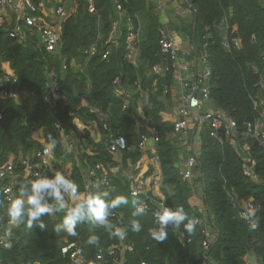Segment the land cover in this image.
Masks as SVG:
<instances>
[{"label":"trees","instance_id":"1","mask_svg":"<svg viewBox=\"0 0 264 264\" xmlns=\"http://www.w3.org/2000/svg\"><path fill=\"white\" fill-rule=\"evenodd\" d=\"M38 1L33 0L34 3ZM93 1L95 13L89 14L86 3L76 0V11L64 25L62 49L58 55L47 53L38 44L36 36L28 34L24 41L13 40L5 28H0V79L4 76L3 65L7 63L17 81L15 88L22 94L20 104L11 100L0 101L3 115L0 121V166L19 150L27 155L40 149L41 145L33 139L36 130H42L47 144L55 141L56 147L52 151L55 159L70 161L72 155L63 148L61 133L55 127L58 124L64 136H75L81 166H74L67 178L77 183L82 192V166L91 168L111 159L106 153L108 134L101 128L103 122H107L116 135L126 139L132 147L127 155L136 161L141 156L138 143L143 134L135 123L139 115L135 104L143 103L135 93L134 83L139 80L149 96L143 115L159 134L156 153L162 175L164 205L171 209L182 207L190 219L199 222L191 233H187L183 226L174 230L169 225L168 238L163 242L154 241L149 235L151 228L158 227L154 223V209L133 216L135 209L131 201L138 198L130 197L125 179L115 175L110 177V189L101 188L98 192L109 191V199L119 195L129 199L128 205L113 210L108 217L114 228L126 230L123 241L110 236L102 226L87 223L77 226L76 236L56 232L55 226L63 213L45 215L41 218L43 228L39 226L40 222H34L32 228L21 224L12 230L10 245L0 250V264H78L60 253L61 246L68 242L78 244L84 264H203V255L213 264H246L249 258L257 264H264V150L244 133V122L255 119L264 122L262 110H254L251 100L264 92V3L260 0H184L194 10L192 20L186 25H169L170 30L185 35L195 44L196 51L205 55L211 71L210 100L236 122V142L240 146L248 144L250 156L255 161L254 173L258 182L243 176L241 150L234 149L229 143L220 144L210 137L207 127L201 128L196 169L203 177L202 202L209 210L204 216L190 205L191 186L179 174L187 151L173 136L172 124L164 122L160 116L168 107L174 106L171 88L175 87V80L172 73L157 75L151 71L161 62L158 46L160 23L154 15L152 1ZM116 2L122 5L125 15L139 18L138 22L133 19L134 27L139 25L140 28L136 66L123 57L130 27L125 20L119 21L120 35L112 43L109 57L106 60L101 58L103 48L100 45L109 37L111 23L119 20ZM224 18L227 20L229 50L222 44L221 23ZM235 41H238V47ZM96 43L100 45L94 56H85L84 51ZM73 64H82L83 71L79 72ZM46 68L56 72L59 91L66 97L65 102H58L53 109L45 100ZM116 77H120L122 86L132 94L133 107L129 111L122 108L124 98L114 93L112 81ZM90 110L106 115L107 119L90 113ZM70 112H75L85 125L98 124V130L102 132L100 142L95 143L92 127L91 133L88 129L78 132L69 117ZM86 148L92 155L84 151ZM52 175L46 176L51 178ZM29 180H18L17 189ZM249 200L256 208L253 226L241 220L238 214L240 203ZM7 206L0 200V211L6 214L4 221L8 220ZM134 219L142 225L139 232L130 228ZM205 225L214 235L207 252L202 247ZM178 231L184 234V243L178 240ZM93 235L99 238L98 245L88 243ZM125 246H132V251H123ZM109 249L115 250L114 256L108 255ZM100 250L104 252L102 262L96 260Z\"/></svg>","mask_w":264,"mask_h":264},{"label":"built area","instance_id":"2","mask_svg":"<svg viewBox=\"0 0 264 264\" xmlns=\"http://www.w3.org/2000/svg\"><path fill=\"white\" fill-rule=\"evenodd\" d=\"M87 5L89 14L95 13V6L93 0H83ZM264 3V0H260ZM76 0H39L34 3L33 0H0V28H5L8 37L13 40L24 41L28 34L38 38V44L49 54L58 55L62 49V35L65 29L66 20L76 11ZM191 13L194 10L189 6ZM116 13L119 20L111 23V33L109 37L102 42V44H94L84 51L85 56L91 58L98 51V45L103 48L101 51L102 60H106L110 55V47L114 41L119 38L120 26L119 21L125 20L129 25V31L126 36V50L124 60L128 63L137 65V57L139 53L138 39H139V25H133V19L125 15L122 5L116 2ZM138 22V20H136ZM165 21L160 23L158 28L159 39V53L161 62L152 67L153 74L172 73L175 80V87L181 91L180 100H178V108L176 112V119L172 122L173 136L180 142L187 151V157L183 161L180 168L181 178L188 182L191 186L192 195L194 194L193 176L194 168H196L198 154L194 144L195 141L199 143V133L202 127H207L211 138L220 144L229 143L236 150L242 151L243 168L242 174L244 177L258 182V178L254 173L255 161L250 156V147L248 144L238 145L236 137L238 134V125L235 121L229 119L227 115L219 108H217L210 100L209 80L211 71L208 66L205 55L200 51L199 56L195 55L196 49L192 47L190 53L193 60L188 61L184 54L180 55L174 38L168 30ZM223 30L222 44L226 50H229V42L227 40V20L224 18L221 23ZM254 40V37H252ZM235 46H239L238 41H235ZM190 54V55H191ZM199 61V63H198ZM200 64L201 69L198 67ZM79 72L83 71L82 64L72 65ZM65 69V67H63ZM46 77V96L45 100L50 109L62 101H66V97L59 91V82L57 74L53 70H45ZM17 81L10 69L4 71V76L0 79V101L11 100L16 104L21 103L22 94L15 88ZM135 93L138 95L143 103L135 104L138 116L135 119L136 126L143 134L140 137L138 148L141 156L136 160L127 155L132 151V147L127 144L123 136H118L107 122L101 124V128L108 134L106 142V153L111 158L108 163H98L93 167L82 166L81 181L82 192L88 193L98 192L101 188L110 189V177L115 175L122 176L128 186V193L132 198H138L140 206L144 208V212H151L154 209V214L160 209L164 203L162 195V175L160 169L159 158L156 153V146L159 142V134L156 129L149 125V119L143 115V107L148 105V93L141 88L139 80L134 83ZM114 93L118 97L124 98L122 105L123 110L129 111L132 105V94L121 84L120 77H116L112 81ZM173 87V88H175ZM171 88V90L173 89ZM252 100L254 110L261 109L264 117V92ZM176 102V100H175ZM83 107L87 109L85 103ZM206 108L204 114L200 113V109ZM90 113L99 115L103 119H107L104 114H99L96 110H90ZM69 117L78 132L89 130L81 118L75 112H70ZM3 115L0 112V121ZM55 127L60 131L63 139V148L70 154V163L61 170L56 165L54 155L46 152L45 149L49 144L45 142L43 133L41 137L36 140L41 145V148L35 150L32 154L25 155L21 150L9 156L8 161L0 166V200L2 203L8 205L9 199L14 198L17 193L18 180H32L36 179L37 174L46 176L47 174H54L55 171L63 173L66 177L72 171V168L80 167L78 161V150L75 145V136H64L63 129L55 124ZM42 132V130H41ZM35 133V132H34ZM244 133L250 138L254 139L257 146L264 150V122L255 119L252 122H244ZM34 136V135H33ZM34 139V137H33ZM95 143L100 142V139H94ZM199 146V145H198ZM83 150V147L80 148ZM148 150L151 156V169L144 168L145 156L144 151ZM87 154L92 155L89 148L84 150ZM199 152V149H198ZM69 165V167H67ZM17 168L19 172H17ZM203 180V178H202ZM201 180V188H203V181ZM69 206L72 201L69 200ZM204 205V211L200 212L204 216L209 213L208 207ZM256 208L252 201L242 202L239 205V218L245 221L248 225L253 226ZM6 214L0 211V250L8 247L11 242V235L7 234L8 229L11 232L17 226H13L9 221H4ZM42 218V217H41ZM196 222H199L196 220ZM178 240L184 243L185 236L182 232H177ZM204 240L202 247L204 252H207L210 244L214 241V235L208 226H204L203 230ZM123 241V238H119ZM189 241V240H188ZM123 251H132V246L122 247ZM109 256L115 255L114 249L108 250ZM60 253L63 257L69 258L73 263L84 264L82 251L76 242H68L61 246ZM1 255V254H0ZM203 264H213L206 255H203ZM96 260L102 262L104 260V252L100 250L96 254ZM1 261V256H0ZM37 264V263H35ZM144 264V263H141ZM246 264H257L255 261L246 262Z\"/></svg>","mask_w":264,"mask_h":264},{"label":"clouds","instance_id":"3","mask_svg":"<svg viewBox=\"0 0 264 264\" xmlns=\"http://www.w3.org/2000/svg\"><path fill=\"white\" fill-rule=\"evenodd\" d=\"M56 147L52 140L46 152L51 153ZM36 179L29 180L22 186L14 198H10L6 209L8 221L13 226L26 225L32 228L34 222H40L39 226L44 227L41 217L45 215L55 216L63 213L60 222L55 226L56 232H64L70 236H76V228L79 224L87 223L92 226H102L115 238H123L127 232L125 229L115 227L108 222V217L113 210L122 205H128L129 199L119 195L109 199V191L91 192L84 194L79 191V185L68 179L63 173L55 171L49 178L37 174ZM69 200L72 201L69 206ZM135 211L133 216H140L144 213V208L140 206V201H131ZM154 223L158 227L149 230V235L156 242H163L168 238V226L174 230L183 229L187 233L194 231L196 221L190 219L182 207L175 209L168 208L161 204L160 209L154 215ZM114 228V230H113ZM130 228L132 231H141L142 225L139 220L134 219ZM7 234L11 235V228ZM90 245H98L99 238L95 235L88 240Z\"/></svg>","mask_w":264,"mask_h":264},{"label":"crops","instance_id":"4","mask_svg":"<svg viewBox=\"0 0 264 264\" xmlns=\"http://www.w3.org/2000/svg\"><path fill=\"white\" fill-rule=\"evenodd\" d=\"M154 6V15L157 16L159 23L165 21L167 24V28H169V24H170V16H172L174 18V20L179 21V20H184V23H180L179 25H186L188 22H190L192 20V13L191 10L189 8V6L186 4V2L184 0H151ZM139 21V18L137 19ZM178 25V26H179ZM175 41V44L177 46V48L180 51V55L184 54L185 58L188 61L193 60V56L190 53L192 47H193V42H191L185 35H181L178 34L175 30H170V28L168 29ZM191 54V55H190ZM191 57V58H190ZM199 67V65H198ZM7 69H9V66L7 63H5L3 65V70L5 71ZM171 95L175 98L176 102H174V106L173 107H168L167 110L165 112H162L160 114L162 120L164 122H168L171 123L176 119V112H177V106L178 104V100H180V96H181V91L179 88L175 87L171 90ZM201 110V109H200ZM207 111V110H206ZM205 111V112H206ZM86 127H92L93 128V134H94V139H100L102 132L98 130V124L94 123V124H88L86 125ZM42 132L41 130H36L34 133V140H39L37 139L38 136L39 138L41 137ZM198 142L195 141L194 147L198 153ZM145 156L143 157L145 164H144V168H150L151 169V156L148 152V150L144 151ZM56 160V165L63 170L64 167H66L67 164H69L70 162L68 160H64V159H55ZM69 167V165L67 166ZM202 176L198 173L197 169L194 168V176H193V182L192 184H194L195 181H197V185L198 188L201 189V180H202ZM194 188V186H193ZM201 199V202L199 203L198 201ZM190 205L195 207L198 211H200L201 209L204 211V205L202 204V194L199 195L197 193V190H195L194 188V194L192 195L191 199H190Z\"/></svg>","mask_w":264,"mask_h":264},{"label":"rangeland","instance_id":"5","mask_svg":"<svg viewBox=\"0 0 264 264\" xmlns=\"http://www.w3.org/2000/svg\"><path fill=\"white\" fill-rule=\"evenodd\" d=\"M169 21H170V24L169 25H175V26L179 25L180 23H184V20L176 21V20H174V18L172 16H170V20ZM198 63H199V61H198ZM198 65H199V68L201 69L200 64H198ZM205 111H206V108L202 107L201 110H200V113L201 114H204ZM193 186H194L195 190H197V193L199 195H201L202 194V189L198 188L197 181L194 182ZM198 202L200 203L201 202V199ZM253 261H254L253 258H249L248 259V262H253Z\"/></svg>","mask_w":264,"mask_h":264},{"label":"water","instance_id":"6","mask_svg":"<svg viewBox=\"0 0 264 264\" xmlns=\"http://www.w3.org/2000/svg\"><path fill=\"white\" fill-rule=\"evenodd\" d=\"M192 39H193V36H192ZM193 48H195V44H193ZM199 53H200V51L196 52L197 56H199Z\"/></svg>","mask_w":264,"mask_h":264}]
</instances>
